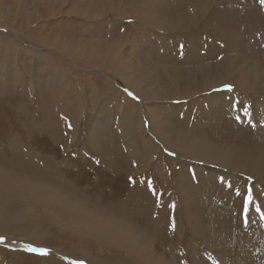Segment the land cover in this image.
Returning <instances> with one entry per match:
<instances>
[{
    "label": "rangeland",
    "instance_id": "obj_1",
    "mask_svg": "<svg viewBox=\"0 0 264 264\" xmlns=\"http://www.w3.org/2000/svg\"><path fill=\"white\" fill-rule=\"evenodd\" d=\"M205 5L0 0V264H264V0Z\"/></svg>",
    "mask_w": 264,
    "mask_h": 264
},
{
    "label": "bare ground",
    "instance_id": "obj_2",
    "mask_svg": "<svg viewBox=\"0 0 264 264\" xmlns=\"http://www.w3.org/2000/svg\"><path fill=\"white\" fill-rule=\"evenodd\" d=\"M209 3H207L206 5H208ZM206 5H205V0H197V10H199L200 11V13L201 14H199V16H194V17H192L193 19H194V21H197V20H199L200 18H202V16H204V8L206 7ZM205 10H206V8H205ZM200 17V18H199ZM205 18V17H204ZM167 20V19H166ZM187 24V23H186ZM229 32L228 33H233V32H235V28H234V30H228ZM192 59L190 58V60H189V63H190V61H191ZM1 65H3V64H1ZM161 67V65L159 66L158 65V70H161V71H163V67L162 68H160ZM195 67H196V65H195ZM195 67L194 66H192V67H190L191 69H192V76H194V75H196L197 74V72H196V69H195ZM4 68V67H3ZM185 71H186V69H185ZM4 72V71H3ZM183 73V72H182ZM186 77V75H184V78ZM263 79H264V77H263ZM224 95V94H223ZM237 128V127H236ZM234 129V128H233ZM233 133H235V131H233ZM240 135V134H239ZM180 136H175V137H170V135H167L166 136V138L164 137V139H163V141H165V142H168V143H171V144H175L174 142H176L175 140H177V142H178V140H181L180 138H182V137H180ZM240 137V136H239ZM246 137V136H245ZM244 138V137H243ZM193 139V138H192ZM195 140V139H194ZM240 140V139H239ZM243 141V140H242ZM252 143V142H251ZM179 144V143H178ZM242 144V143H241ZM248 144V143H247ZM252 145V144H251ZM254 145H255V142H254ZM257 145V144H256ZM263 145V144H262ZM169 146V145H168ZM235 146V145H234ZM172 147V146H171ZM236 147V146H235ZM240 147V146H239ZM253 147V146H252ZM263 147V146H262ZM261 147V148H262ZM173 148V147H172ZM183 148V147H182ZM198 148V149H197ZM256 148V147H255ZM175 149V148H174ZM239 149V148H238ZM247 149V148H246ZM260 149V148H259ZM264 149V148H263ZM195 150L196 151H200V154L202 155V157H205L206 158V156L207 157H209L210 156V151H212V154L213 153H215V151L214 150H212V149H209V151H208V153H207V151H203L202 150V148H200V147H195ZM208 150V149H207ZM237 150V149H236ZM236 150L234 151V149H232L231 151H225V150H223V151H218V154H220V157L221 158H224V156H222V154L223 155H225L226 156V158L224 159V160H226L227 162H225V163H228L227 165H231V166H233V167H235V169H236V166H239V168H243V165H242V163H246L247 165H248V168H244L245 169V171H251V168H250V166H249V164L245 161V159L242 157V156H244V157H246V155H244V153L241 151H237L236 152ZM255 150V149H254ZM206 152V153H205ZM191 153V152H190ZM246 154V153H245ZM258 158H257V161H256V163L258 164V165H263L264 164V152H259L258 153ZM212 157V156H211ZM213 157H215V159L217 160V159H219L220 157H219V155H213ZM257 157V156H256ZM201 158V157H200ZM248 158V157H247ZM247 158H246V160H247ZM212 159V158H211ZM253 160V159H252ZM251 160V162H249L250 164H251V166L253 165V162L254 161H252ZM222 162H223V159H222ZM222 164H224V163H222ZM253 167V166H252ZM260 168V167H259ZM237 170V169H236ZM258 170V169H257ZM241 171H244V170H241ZM245 173V172H244ZM254 173V172H253ZM41 174H42V172H41ZM184 174V173H183ZM44 175V174H43ZM259 175V174H258ZM46 176V175H45ZM33 183V182H32ZM34 185V184H33ZM180 192V191H179ZM142 193H143V191H142ZM183 193V192H182ZM189 194V193H188ZM149 200V199H148ZM42 204H43V202H42ZM193 205H195V204H193ZM43 206V205H42ZM51 207H53V205H51L49 202H45L44 203V206H43V210H48L49 208H51ZM77 207V206H76ZM70 208V207H69ZM192 208V207H191ZM150 209V208H149ZM193 209V211H196V208H192ZM205 209V208H204ZM199 212V213H198ZM203 212V210L201 209L200 210V208L198 209V211H197V213H196V216H197V218H198V220H199V222L198 223H200V224H202V226L200 225V224H198L199 225V227L201 226V227H203V222H204V219H202V217L203 216H201V214L200 213H202ZM90 214V213H89ZM200 217H199V216ZM163 216H164V213L163 212H161V214H160V217L159 218H162L163 219ZM185 216V215H184ZM191 216V215H190ZM232 216V215H231ZM234 216V215H233ZM232 219V221H233V218H231ZM236 219V218H235ZM230 220L227 218V220H226V222H225V224L223 225V226H226V224H227V222H229ZM222 222V220L220 221V223ZM152 224H153V230H152V232L150 231L149 233H151V234H149L148 233V235L146 236L145 235V237H144V235H143V232L142 231H140L139 230V232H137V231H134V232H132L131 233V235L133 236V237H136V240L137 241H139L142 237H143V242L145 243V244H147V246L149 245V244H151V245H153V242L154 241H152V239H151V235H154V240L155 241H158V242H160V244H161V241H162V239H164L162 236H161V234L160 233H162V227H163V221L161 222V221H158V220H153V222H152ZM165 225L166 224H164V227H165ZM200 227V228H201ZM228 227V226H227ZM202 229V228H201ZM224 231V230H223ZM252 236V235H251ZM250 235H249V233L247 234V235H244V234H242L241 236H239V237H236L235 239H237L238 240V238H239V240H241V241H244V240H248L250 237H251ZM156 238V239H155ZM168 238V237H167ZM166 239V238H165ZM251 240L253 239L254 240V236H252L251 238H250ZM168 240V239H167ZM173 240H174V237H173ZM257 239H255V241H256ZM241 241H240V243L239 242H237V245H238V248H236V246L234 245V243L236 244V242H234L233 241V243L232 242H230L231 244H230V246L233 244L234 246V256H235V254L237 253V251L238 250H240L241 252H243L244 253V250H247V247H245L246 249H244V248H242L239 244H241ZM251 242V241H250ZM142 243V242H141ZM155 243V242H154ZM158 245V244H157ZM257 245V244H256ZM166 247V246H165ZM244 247V246H243ZM150 248V247H149ZM169 248V247H168ZM153 249V248H152ZM212 250V249H211ZM257 250H259V248L256 246V247H254L253 248V254L254 253H256L257 252ZM163 252L162 251V248L160 247V250H159V252ZM264 251V250H263ZM172 252V250H170V253ZM147 253V255H145ZM169 253V254H170ZM172 254V253H171ZM143 255H144V263L145 264H177V261L179 262V260L181 259V258H179L178 256L177 257H173V255H166L167 257L166 258H159V257H156V258H152V257H150L149 256V252H147V250H146V252L145 253H143ZM153 255H155V254H153ZM178 255V254H177ZM204 256V255H203ZM201 254H198V252H196L195 253V255H194V257H193V260H192V263L194 264V261H196V263L198 264H204L203 263V261H204V257H203ZM206 256V255H205ZM155 257V256H154ZM244 257V256H243ZM208 259V258H207ZM223 259V258H222ZM254 259L255 258H250V260L251 261H254ZM249 260V261H250ZM256 260V259H255ZM239 262V261H238Z\"/></svg>",
    "mask_w": 264,
    "mask_h": 264
},
{
    "label": "snow or ice",
    "instance_id": "obj_3",
    "mask_svg": "<svg viewBox=\"0 0 264 264\" xmlns=\"http://www.w3.org/2000/svg\"><path fill=\"white\" fill-rule=\"evenodd\" d=\"M2 239V238H0ZM29 250H32V251H39L41 252L42 254H46L47 250L46 249H34V248H30Z\"/></svg>",
    "mask_w": 264,
    "mask_h": 264
},
{
    "label": "crops",
    "instance_id": "obj_4",
    "mask_svg": "<svg viewBox=\"0 0 264 264\" xmlns=\"http://www.w3.org/2000/svg\"><path fill=\"white\" fill-rule=\"evenodd\" d=\"M185 75H186V73H185Z\"/></svg>",
    "mask_w": 264,
    "mask_h": 264
}]
</instances>
